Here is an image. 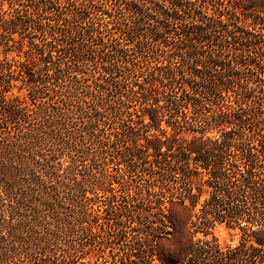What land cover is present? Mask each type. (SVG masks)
Instances as JSON below:
<instances>
[{"label":"trees","instance_id":"1","mask_svg":"<svg viewBox=\"0 0 264 264\" xmlns=\"http://www.w3.org/2000/svg\"><path fill=\"white\" fill-rule=\"evenodd\" d=\"M229 2L0 0L7 42L29 38L41 60L19 70L0 59V264H94L86 255L116 242L111 264H264V66ZM87 60L90 82L74 75ZM16 72L32 104L5 94ZM183 132L187 145L166 144ZM112 150L124 165L121 207L106 168ZM193 153L210 188L203 201L176 184ZM123 171H149L139 201ZM100 190L112 192L106 238L93 206ZM176 203L190 213L181 228ZM216 224L240 229L239 243L211 237Z\"/></svg>","mask_w":264,"mask_h":264},{"label":"rangeland","instance_id":"2","mask_svg":"<svg viewBox=\"0 0 264 264\" xmlns=\"http://www.w3.org/2000/svg\"><path fill=\"white\" fill-rule=\"evenodd\" d=\"M110 4H112L114 2V0H107ZM231 2L228 3L229 7L235 10H238L239 14L243 17V19L246 22V28L248 29V31L250 32V42H249V54L251 56H254L256 53H258V55H260V59H261V63L264 66V0H230ZM4 8L6 10L9 9V3L8 1L4 2ZM10 11V10H9ZM7 11V13L9 12ZM7 15H10L7 14ZM112 34H116L118 33V30L113 28L111 29ZM3 28L0 27V59H5L6 57L8 58V60L10 62H14L17 65V68L20 69H26L27 66H31L35 63L39 64L41 63V60H39L38 58H34L33 55L31 56V52H30V48H31V40L27 37H21L20 35L16 34L15 37V42L13 41H9L7 42V38H5V36L3 35ZM110 32H105V37L108 38L109 37ZM37 41H40L39 38H36ZM81 42V41H80ZM131 47H133L132 45H130ZM131 53L134 52V50L131 48ZM56 53V52H54ZM138 54V53H137ZM132 56H135L134 54ZM69 58H73V57H66V60H68ZM35 60V62H33ZM87 64L86 66H84V70L86 72H80V71H76L74 73L77 74L78 76L82 77V78H86L85 80H88L89 82L92 81V79L94 78V75L96 74V69L95 66H93L92 62L90 60L86 61ZM28 64V65H27ZM55 64H51L50 67L54 68ZM38 66H36L37 68ZM86 67V68H85ZM52 71V70H51ZM26 75V74H25ZM117 78H120L117 77ZM122 78V76H121ZM141 79V78H140ZM141 81V80H140ZM13 85L11 88H8L9 91L6 92L5 94L9 97V98H15V96H19L20 98H26L27 103L28 104H32V97L31 95H29L30 90L29 88L31 87V85L28 83L26 78H22L17 76V72L16 75L14 76V80L12 81ZM70 81H67V83ZM109 92V91H107ZM32 94V93H31ZM113 96H115L114 98L117 99L119 98L118 95L112 93ZM37 102H39V99L37 100ZM161 104H163V101L160 102ZM167 124L165 122H163V127L167 128L168 131L173 134V130L171 127L166 126ZM14 128L12 127V131ZM159 133V131L153 129L152 133ZM191 138V134L183 132L180 133L179 135H176V139H170L167 141V145L169 146H174L175 148L181 144L187 145L188 142H185L184 139H188L190 140ZM140 144L145 145L146 147L148 146V143L144 140L141 139L139 142ZM129 144L131 145V143L129 142ZM167 145L163 146V150H165L167 148ZM141 146V145H140ZM149 153H151L150 156H148L147 158L150 161H153L155 158V151L153 148L149 149ZM111 158H109V163L106 166V168L108 170H110L111 175H112V185L111 187L114 188V192L118 195V201H115L114 204H116L117 206L121 207L122 204L124 203V198L122 197V195L125 193V190L123 191V188L119 185L118 181H121V177H119V173H120V167H124L123 164H119V158L121 157V154L119 153V151H115L113 152V150L111 151ZM195 154H192V158H191V164L189 165L188 169H192V170H188L185 175V173L182 174L181 178L178 177V182L176 184H178V186H182V187H189L190 185H193V191L194 193L197 195L196 198L193 199V201L196 199L198 200V195L200 193H202V195L199 197V201H203L206 197H208V191L210 190V188L203 182V180L201 179V175H197L194 174L195 167ZM61 162L68 164V160H70L69 154L66 153L64 155L63 158L60 159ZM91 161V156L87 157V161H85L87 164H89ZM82 170V173H86L87 170L90 168H88L87 170L84 167H80ZM149 171H145V172H138L137 175L133 176V179H131L132 177H129V174L125 171H123L124 174V178L126 180V184H128L129 190H131L130 192L132 194H134L135 196V200L138 199V201L140 200V196L141 193H136L137 190L139 191V189H146V187L150 186L151 183V175L150 173H148ZM180 175V174H179ZM131 188V189H130ZM136 191V192H135ZM111 191H107V193H104L103 190L99 191V196L98 197H94V201H93V206L96 209H101V213L103 215L106 216V218H102L100 221L104 224V230H100V234L101 237H105L108 235V230H109V226L108 223H113L114 219H110L107 217H110L109 215L106 214V203L108 202V195H111ZM88 195L93 196L92 192H88ZM171 198V197H170ZM175 200H177V198H174ZM191 203V199H187V204L189 205ZM168 205L171 207L172 205L168 202ZM173 215H174V221L177 224V227L179 228L181 225H183L187 219L189 218V211H187V209H183V207H181L179 204H174L173 205ZM193 219L195 220V217H193ZM108 222V223H107ZM181 228V227H180ZM129 229V228H128ZM193 229H195L193 227ZM129 233L132 234H136L137 231H131L129 230ZM241 230L238 228H229L227 227L225 224H216L214 226V228L211 230V237H215L216 239H218V241L222 244V245H227V244H232L235 245L237 243H239V241L241 240ZM202 237V233H197V237ZM106 238V237H105ZM104 238V239H105ZM102 240V239H101ZM119 244L116 242L115 244L113 243L112 246H106L103 245L102 247V251H92L89 254L86 255V259H90L92 262H96L94 264H111L110 261H112L113 259V253H116L118 251V247ZM88 247H91L88 246ZM113 250V251H112ZM97 253V255H96ZM102 255V256H100ZM44 263V262H43ZM41 263V264H43ZM158 263V262H157ZM23 264H29V261H24ZM47 264V263H45ZM159 264V263H158Z\"/></svg>","mask_w":264,"mask_h":264}]
</instances>
